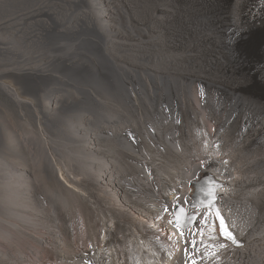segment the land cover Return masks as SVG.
I'll use <instances>...</instances> for the list:
<instances>
[{
	"label": "bare ground",
	"instance_id": "bare-ground-1",
	"mask_svg": "<svg viewBox=\"0 0 264 264\" xmlns=\"http://www.w3.org/2000/svg\"><path fill=\"white\" fill-rule=\"evenodd\" d=\"M0 264H264V0H0Z\"/></svg>",
	"mask_w": 264,
	"mask_h": 264
},
{
	"label": "water",
	"instance_id": "water-1",
	"mask_svg": "<svg viewBox=\"0 0 264 264\" xmlns=\"http://www.w3.org/2000/svg\"><path fill=\"white\" fill-rule=\"evenodd\" d=\"M207 183L208 182H205L203 183L198 189H197V203L200 204V205H209V199L211 202L214 201V197H215V191L216 189L219 188L220 186V183H215V182H210V186H211V189L207 186ZM208 187L209 192H208V189L206 188ZM185 216H182V217H179V221L182 225V222L186 221L185 220Z\"/></svg>",
	"mask_w": 264,
	"mask_h": 264
},
{
	"label": "snow or ice",
	"instance_id": "snow-or-ice-1",
	"mask_svg": "<svg viewBox=\"0 0 264 264\" xmlns=\"http://www.w3.org/2000/svg\"><path fill=\"white\" fill-rule=\"evenodd\" d=\"M226 238H232V237H231L230 234H229L228 237H226ZM232 239H233V242H235L234 238H232Z\"/></svg>",
	"mask_w": 264,
	"mask_h": 264
}]
</instances>
